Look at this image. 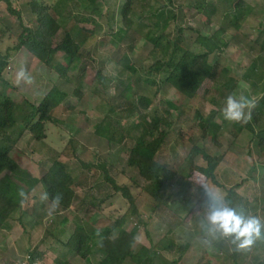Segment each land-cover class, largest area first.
<instances>
[{
  "label": "rangeland",
  "instance_id": "1",
  "mask_svg": "<svg viewBox=\"0 0 264 264\" xmlns=\"http://www.w3.org/2000/svg\"><path fill=\"white\" fill-rule=\"evenodd\" d=\"M197 1L187 0L181 3L183 9L178 25L186 29L188 43L195 42L199 34L209 36L217 31L223 21L225 22L230 8L225 0H207L219 7L217 16L209 21L205 16L197 14L193 7ZM243 1L253 12L244 17L238 30L226 26L222 42L229 43V47L220 56L212 55L210 62L216 64L218 60L220 68L226 69L227 74L221 76L215 85L211 81L204 84L199 91V96L204 101L189 102L170 86L160 91L151 88L142 92L154 101L155 108L165 109L169 101L186 111L189 109H186L187 106L201 107L206 114L215 109L222 111L229 96H244L250 101L241 121L225 120L221 112L217 121L223 126L216 141H213L212 133L203 134L199 127L192 125L190 119L193 111H190V115L186 113L180 120L178 113L173 112V133L161 159L176 170L182 166L192 145L203 148L219 162L216 171L219 183L227 190L233 189L248 202L247 215L264 221V184L261 177L264 174V152H258L251 142L250 133L242 129L251 108L264 97V0ZM126 2L127 0H105L92 8L83 0H14L17 9L22 12V21H19L9 12L5 2L0 0V54H5L8 49L17 45V38L24 27L33 30L38 28V18L33 14L37 3L50 9L60 4L58 21L62 29L54 38V48L63 43L66 32L77 35L78 29H82L88 33V39L81 50L79 70L69 75L71 82L60 80L54 70L42 64L25 49L14 55L4 73L10 86L5 88L0 85V91H4L17 103L27 100L38 105L55 86L69 94L64 104L67 111H61L59 120L47 127V140L36 142L27 134L17 147L26 152L23 166L36 178L41 177V166L50 167L52 160L61 155L62 160L68 162L76 179L77 195L70 210L64 211L57 206L53 207L45 199V193L39 186L23 207L29 214L24 220L26 227L19 222L18 215L10 223V228L0 231V264L24 261L36 250L44 253L45 258L41 264H56V259L64 257L68 251L63 246L73 235L77 220H81L89 229L105 231L111 229L124 216L125 229L128 231L138 225L139 220L142 221L137 240L148 248L169 231L190 243L191 248L180 264H234L231 259L234 248L230 241L218 239L211 244L203 243L201 221L206 208V197L197 190L206 182L202 174L196 172L189 178L192 184V209L177 218L164 207L156 209L150 195L144 191V180L136 170L127 166L128 150L135 143L128 140L120 146L109 145L106 140L94 135V126L102 121L106 113L101 108V101H115L118 96L116 79L123 81L128 77L126 71L117 64L118 61L128 53L133 63L139 67L153 47L145 39L149 31L139 25L135 26L137 31L130 40L118 36L123 27L121 10ZM166 3V0H133V19H138L139 22L142 18L161 12ZM176 5L180 6V0ZM174 29L175 25H172L168 33L173 35ZM59 63H69L63 53L56 56L53 65ZM21 68L29 74L30 83H17L16 75ZM100 71L107 77L106 87L97 81L96 76ZM213 99L220 101L221 108L214 105ZM71 137L79 143L77 150L81 161L95 164L99 161L98 158L106 161L111 166V177L119 185L129 187L136 199L137 217L130 213L129 203L124 196L121 193L116 194L104 180L101 171H83L76 158L73 159L71 155L65 158L63 149ZM85 149L87 150L84 151ZM196 164L206 166L201 158L197 159ZM256 164L259 166L258 175L253 179L250 173ZM212 190L224 195L217 188ZM108 196L109 199L104 201ZM64 219L68 222L63 223ZM33 220L38 222L35 227H32ZM119 232L115 228L112 236H117ZM254 257L256 256L249 255L248 264H255ZM69 261L71 264H98L100 255L95 253L83 260L73 253L69 255Z\"/></svg>",
  "mask_w": 264,
  "mask_h": 264
},
{
  "label": "trees",
  "instance_id": "2",
  "mask_svg": "<svg viewBox=\"0 0 264 264\" xmlns=\"http://www.w3.org/2000/svg\"><path fill=\"white\" fill-rule=\"evenodd\" d=\"M83 1L95 8L105 0ZM166 1L161 12L142 18L139 22L138 19H133V0H127L123 6L121 10L123 27L118 36L124 40H130L137 31L135 26L139 25L140 28H146L149 31L145 39L153 47L139 67L133 63L128 53H125L118 61L117 64L126 71L128 77L123 81L116 79L118 96L114 99L115 101H101V108H104L106 113L102 121L94 126V135L106 140L109 145L120 146L128 140L135 143L128 150L126 163L144 180V191L150 195L156 209L164 207L177 218H181L185 212L190 211L192 184L189 178L198 172L206 178L204 185L223 191L225 200L238 212L247 215L248 202L233 189L227 190L219 183L216 176L219 162L203 148L192 145L182 166L176 170L161 159L173 133L175 124L172 119L173 112L178 113L180 120L186 113L190 115V111H193L190 119L192 125L199 127L203 134L212 133L213 141H216L223 126L217 121L222 112L221 109H215L206 114L201 107L187 106L186 109H189L186 111L169 101L165 109L155 108L154 101L145 96L142 91L151 88H157L160 91L170 86L189 102L204 101V98L199 96V91L204 84L211 81L215 85L221 76L227 74L226 69L220 68L218 60L216 64L210 62L212 55L220 56L229 47V43L222 42V37L226 34V26H232L238 30L241 21L247 14L253 12V9L249 8L243 0H225L230 8L225 22L223 21L219 29L209 36L199 34L195 42L188 43L185 36L186 29L183 28L184 31H182L181 25H178L181 19L180 12L183 9L181 3L187 0H180V6L176 5L179 0ZM3 2L7 5L9 12L22 21V12L15 6L14 0H3ZM58 6L60 4L50 9L37 3L33 14L38 18V28L33 30L24 27L17 38V45L8 49L5 54H0L1 86L5 88L10 86L4 78V73L14 55L23 49L54 70L60 80L71 82L69 75L79 70L81 50L88 39V33L82 29H78L77 35L66 32L63 43L54 48V38L62 29L58 21ZM193 7L197 14L205 16L209 21L217 16L219 8L218 5L207 0H198ZM172 25H175L173 35L168 33ZM60 53L64 54L69 63L67 65L59 63L54 66L53 62ZM96 78L100 85L106 87L107 77L101 71ZM68 97L69 94L66 91L55 86L37 105L27 100L17 103L4 91H0V231L10 228V223L18 215H20L19 222L24 228L26 227L24 220L29 214L23 207L39 186L42 187L49 203L53 204V198L59 196L57 208L66 211L72 207L77 195V182L69 169L68 162H64L60 155L52 160L50 167L41 166V177L36 178L23 166L26 152L17 147L27 134L36 142L47 140V127L59 120L61 111L66 110L64 104ZM213 101L215 106L221 108L220 101L215 99ZM242 129L250 133L251 142L258 152H264V97L251 108ZM78 144L77 140L70 138L63 149L65 158H69L70 155L73 159L76 158L83 171L89 173L101 171L104 180L116 194L121 193L124 196L129 203L130 213L137 217L136 199L129 187L119 185L111 177V166L106 161H101L99 158L96 164L81 161L78 157ZM198 158L203 159L206 166L196 164ZM258 167L256 164L251 170L253 179H256L258 175ZM261 177L264 184V174ZM204 185L197 189L201 195H204ZM21 191L25 193L24 197H21ZM108 199L109 196L104 201ZM262 204L264 206V201ZM101 206L100 203L99 207ZM262 210L264 211V207ZM64 222L67 223L68 220L64 219ZM141 224L142 221L139 220L138 225L128 231L125 229L126 216H124L111 229L102 231L89 229L85 223L77 220L73 235L63 246L68 250L66 255L56 259L55 262L71 264L69 255L73 253L83 260L97 253L100 255L98 264H180L183 261L191 248L190 243L169 231L166 236L148 248L137 240ZM37 225L38 222L33 220L32 227ZM115 228L120 232L114 237L112 233ZM232 247L234 252L231 259L234 264H248L250 254L256 256L255 264H264V238L257 240L247 250L238 251L233 244ZM44 258V253L36 250L30 253L28 260L31 263H41Z\"/></svg>",
  "mask_w": 264,
  "mask_h": 264
},
{
  "label": "clouds",
  "instance_id": "3",
  "mask_svg": "<svg viewBox=\"0 0 264 264\" xmlns=\"http://www.w3.org/2000/svg\"><path fill=\"white\" fill-rule=\"evenodd\" d=\"M17 83H30L31 79L26 70L21 68L16 75ZM250 101L244 97L229 96L222 108V115L228 121H241L245 117V110L249 108ZM197 184H200L197 181ZM203 192L206 197V208L201 221L204 233V244L223 239L230 241L236 250H247L257 240L264 238V221L260 218L244 215L232 207L224 196L204 185ZM21 197L25 193L21 191ZM47 199V196H45ZM60 197L53 198V207L59 204Z\"/></svg>",
  "mask_w": 264,
  "mask_h": 264
},
{
  "label": "built area",
  "instance_id": "4",
  "mask_svg": "<svg viewBox=\"0 0 264 264\" xmlns=\"http://www.w3.org/2000/svg\"><path fill=\"white\" fill-rule=\"evenodd\" d=\"M14 264H41V263H31L28 259H26L22 262H18V263H14Z\"/></svg>",
  "mask_w": 264,
  "mask_h": 264
},
{
  "label": "crops",
  "instance_id": "5",
  "mask_svg": "<svg viewBox=\"0 0 264 264\" xmlns=\"http://www.w3.org/2000/svg\"><path fill=\"white\" fill-rule=\"evenodd\" d=\"M76 255V254H75ZM71 263V262H70ZM73 264V263H72Z\"/></svg>",
  "mask_w": 264,
  "mask_h": 264
}]
</instances>
